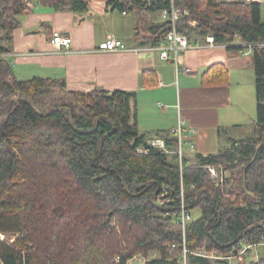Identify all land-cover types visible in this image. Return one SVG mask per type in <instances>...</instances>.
Instances as JSON below:
<instances>
[{"label": "trees", "instance_id": "1", "mask_svg": "<svg viewBox=\"0 0 264 264\" xmlns=\"http://www.w3.org/2000/svg\"><path fill=\"white\" fill-rule=\"evenodd\" d=\"M31 2L61 11L89 9L85 0H0V231L17 234L11 242L0 239V264H128L138 253L147 264H181L183 235L174 213L183 205L190 211L201 209L186 230L192 250L232 252L244 237L263 242L261 4L109 1L112 8L136 15V39L144 46L158 44L172 29L168 20H151L152 13L172 3L185 10L177 27L191 43L212 35L217 43L240 37L251 44L257 90L252 134L228 135L218 151L181 159L174 132L163 136L170 152L149 146L138 128L136 92L73 90L65 79L16 76L4 55L13 51L14 31L21 16L33 11ZM229 82L224 63L213 64L202 77L203 85ZM143 83H158L155 70L143 73ZM208 165L223 166L231 175L218 185ZM153 252L159 255L151 257ZM247 257L237 264H264V256L259 261ZM190 261L213 264L200 256Z\"/></svg>", "mask_w": 264, "mask_h": 264}, {"label": "crops", "instance_id": "2", "mask_svg": "<svg viewBox=\"0 0 264 264\" xmlns=\"http://www.w3.org/2000/svg\"><path fill=\"white\" fill-rule=\"evenodd\" d=\"M85 1L89 9L83 12L36 4L31 13L21 16V25L14 31V49L4 55L18 78L65 79L67 88L73 90L136 92L133 102L140 132L148 141L163 137L182 119L187 129L195 130L185 145L191 158L195 152L218 151L228 135L245 136L246 125L253 130L257 117L254 56L252 47L240 37L230 43H211L210 35L197 39L181 53L182 68L177 71L173 61L162 60L158 50L136 39L138 19L133 12L112 8L110 0ZM247 1L259 2L264 16V0ZM151 20L163 23L162 11L152 13ZM56 29L72 38L70 49L61 50L52 42ZM110 35L121 38L127 48L100 50L99 44ZM216 63L228 68L229 84L203 85L204 72ZM186 67L191 71L185 72ZM146 70H155V86L144 85ZM147 260L138 253L128 259V264H147Z\"/></svg>", "mask_w": 264, "mask_h": 264}, {"label": "built area", "instance_id": "3", "mask_svg": "<svg viewBox=\"0 0 264 264\" xmlns=\"http://www.w3.org/2000/svg\"><path fill=\"white\" fill-rule=\"evenodd\" d=\"M185 12L184 9L177 7L174 3L171 4V7L164 8L162 10V16L165 20H168L172 24V29L168 32L166 38L161 40L158 44L149 46L153 50H158L160 58L162 60H170L176 65L177 71L181 70L180 65V56L181 53L188 49L193 43L190 42L189 36L187 34L182 33L178 30L177 20L180 16ZM208 41L214 43V37L212 35L208 36ZM52 42L59 49H70L72 45V38L68 35H64L62 31L56 29L53 32ZM251 46V44H249ZM100 50L108 51V50H124L127 48L126 44L122 41L121 38L110 35L104 41L99 44ZM185 72L191 71L190 67L184 68ZM190 130V131H187ZM174 134L178 139L177 151L180 154L181 159L185 155V145L190 140V135H192L195 130L187 129L185 126V122L182 119H179L178 124L174 127ZM164 137H155L148 141L150 147H156L166 152H170L171 150L167 147ZM142 152H148V149L144 147L139 148ZM208 170L210 171L211 177L214 179L216 184H220L224 182L225 179L229 178L227 172L222 166L216 165H208ZM232 199L235 198L231 194H228ZM174 219L180 225L181 232L183 235V242L181 246L183 247L182 252L179 255V261L181 264H191L190 257L191 256H200L208 258L209 260H213L218 264H233V259H236L237 263L246 259V256H249V253L252 250H255L258 245L264 243L263 242H254L250 240L248 237L241 238L239 241V245L235 247L232 252H221L218 250H209L206 247L191 249L187 245L186 239V230L188 224L192 222L193 217L192 213L189 209H187L184 205L181 208V211L174 213ZM3 234V233H1ZM4 235V234H3ZM172 245H176V243H171ZM119 258L117 257V260Z\"/></svg>", "mask_w": 264, "mask_h": 264}, {"label": "rangeland", "instance_id": "4", "mask_svg": "<svg viewBox=\"0 0 264 264\" xmlns=\"http://www.w3.org/2000/svg\"><path fill=\"white\" fill-rule=\"evenodd\" d=\"M31 5H33V2H31ZM251 121V120H250ZM251 125H252V123H251ZM248 126L249 125H246L245 127H244V129H243V134L245 135V136H249V135H251L252 133V131H250L251 129H249L248 128ZM250 127V126H249ZM252 129H254V125H253V128ZM242 132V131H241ZM227 144V139H224L223 141H222V143H221V145H220V147L221 146H224V145H226ZM185 154H187V156L188 155H191V153H190V151L185 147ZM223 167V166H222ZM224 168V167H223ZM225 171H227L226 169H224ZM227 174H228V176L230 177V175H231V172L228 170V172H227ZM230 199H232L231 197H230ZM201 209L200 208H195L194 210H192L191 211V213H192V217H193V219H198L200 216H201V211H200ZM16 236H17V234L16 233H13V232H7V233H5L4 235L3 234H1V231H0V239H4V240H6V241H9V242H11V241H14L15 239H16ZM156 253L157 252H153L152 254H151V257H153V256H155L156 255ZM262 256H264V243H262V244H260V245H258V247L255 249V250H252L250 253H249V256L247 257L248 258V260H253V261H259V259H261V257ZM247 260V261H248ZM213 264H218L217 262H215V261H213V260H210ZM237 260L236 259H233V264H237V262H236ZM246 261V260H245Z\"/></svg>", "mask_w": 264, "mask_h": 264}]
</instances>
